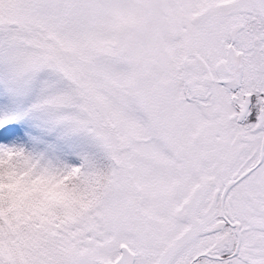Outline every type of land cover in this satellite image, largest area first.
I'll return each mask as SVG.
<instances>
[{
	"label": "snow or ice",
	"instance_id": "obj_1",
	"mask_svg": "<svg viewBox=\"0 0 264 264\" xmlns=\"http://www.w3.org/2000/svg\"><path fill=\"white\" fill-rule=\"evenodd\" d=\"M0 264H264V0H0Z\"/></svg>",
	"mask_w": 264,
	"mask_h": 264
}]
</instances>
